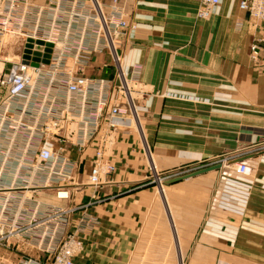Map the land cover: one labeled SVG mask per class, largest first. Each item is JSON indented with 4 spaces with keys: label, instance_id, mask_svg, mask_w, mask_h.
I'll use <instances>...</instances> for the list:
<instances>
[{
    "label": "crops",
    "instance_id": "0c3cea01",
    "mask_svg": "<svg viewBox=\"0 0 264 264\" xmlns=\"http://www.w3.org/2000/svg\"><path fill=\"white\" fill-rule=\"evenodd\" d=\"M101 1L108 10L111 0ZM241 1L220 0L208 18H201L200 0H122L128 19L137 25L120 37L119 52L126 76L143 90L136 98L140 126L120 100L126 124L105 150L115 171L95 190L88 177L98 138L79 151L70 133L76 124L66 121V141L52 145L65 146L75 165L70 199L56 197V184L9 188L0 196L10 200V214L24 213L20 219L28 222L37 204L39 209L47 204L75 208L68 231L83 239L84 250L74 264H264V20L241 9ZM30 3L45 7L49 0ZM88 11L78 0H67L64 10L55 11L60 38L66 34L73 40L59 47H93L89 34L95 22ZM14 38L21 47L23 39ZM255 44L257 59L251 49ZM116 71L105 49L91 54L83 73L115 83ZM58 86L49 87L46 105L60 92L55 107L62 110L67 98ZM5 96L1 91L0 103ZM35 98L43 100V95ZM34 107L22 97L15 118L23 108L35 115ZM12 135L8 129L4 143ZM27 138L28 129L19 128L15 147L25 146ZM151 161L161 174L174 177L220 167L160 187L152 182ZM240 162L251 166L249 175L236 172ZM4 171V182L17 176L13 167ZM43 230L1 243L0 264L45 261L44 246L55 242L50 237L41 242Z\"/></svg>",
    "mask_w": 264,
    "mask_h": 264
},
{
    "label": "built area",
    "instance_id": "2783aa9c",
    "mask_svg": "<svg viewBox=\"0 0 264 264\" xmlns=\"http://www.w3.org/2000/svg\"><path fill=\"white\" fill-rule=\"evenodd\" d=\"M121 1L111 0L106 10L101 0H78V4L84 5L89 9L88 14L93 15L90 22L92 20L95 25L91 26L93 32L89 35L94 38V45L89 48L84 44L74 48L59 47L63 41L69 44L73 41L66 34L60 38L59 28L56 26L59 20L55 11L64 10L67 0H49V5L45 7H35L30 0H0V61L1 52L8 43L7 36H19L23 39L19 57L11 61L4 59V67L0 71V92L4 91L6 95L0 103V192L9 188L37 189L56 184V197L60 200L70 199L69 181L73 178L75 165L65 155V146L52 145L53 140L66 141L62 131L65 122L69 120L76 124L70 133H75L76 140L72 143L79 151L98 138L99 144L90 169L88 185L97 190L105 182V178L115 171L105 150L118 128L126 124L121 119L127 110L121 109L120 100L126 101L135 124L140 126L133 92L135 82L126 76L119 52L120 37L136 30L137 25L128 19ZM219 3L220 0H200L198 16L208 18ZM240 8L257 20H264V0H242ZM88 40L89 37L86 41ZM37 41H42V44ZM48 43L53 46L49 63H44ZM105 49L110 52L117 68L115 83L95 80L83 73L91 54ZM251 49L253 58L257 59L259 47L255 44ZM36 53L39 54L38 60H35ZM8 61L11 66L5 72ZM55 85L63 86L67 98L62 110L55 107L60 92L50 94L51 103L46 105L51 92L49 87ZM41 95L43 100L35 98ZM24 96L34 102V108L38 112L34 115L23 108L21 115L25 114L24 117L20 115L15 118L16 102ZM92 108L93 111L88 110ZM25 119L33 120L25 122ZM22 127L28 129L27 142L22 148L15 147V134ZM6 129L13 130L7 144L4 143ZM11 167L15 168L17 176L10 182H4V170ZM148 170L153 178L152 182L160 187L167 180L178 176L161 174L153 161ZM235 170L239 174L249 175L251 166L247 162H240L236 164ZM42 175L44 177L40 178ZM10 203L7 197L0 196V244L42 227L44 230L40 241L50 237L55 243L44 246L49 256L45 261L35 264H74L75 257L84 250L83 239L77 233L68 231L69 213L75 208L64 209L47 204L39 209L37 204L29 214V221L25 222L20 219L24 213L10 214ZM91 220L89 218L85 221L90 223Z\"/></svg>",
    "mask_w": 264,
    "mask_h": 264
},
{
    "label": "rangeland",
    "instance_id": "374dc122",
    "mask_svg": "<svg viewBox=\"0 0 264 264\" xmlns=\"http://www.w3.org/2000/svg\"><path fill=\"white\" fill-rule=\"evenodd\" d=\"M7 40V44H6V48L4 50H2L1 52V61H0V71L2 69V67L4 66V59L8 58L10 60H16L19 57L20 54V46H18L19 44H16V41L18 40L17 38H14L13 36H7L6 37ZM134 98H135V104L137 105V100L136 98L139 96V94L142 92L143 90H141V87H138L136 84L134 86ZM139 114V113H138ZM159 171V170H158ZM157 184V183H156ZM164 184V183H163ZM159 185V184H158ZM80 232V231H79ZM78 232V233H79ZM82 232V231H81Z\"/></svg>",
    "mask_w": 264,
    "mask_h": 264
},
{
    "label": "water",
    "instance_id": "95a60500",
    "mask_svg": "<svg viewBox=\"0 0 264 264\" xmlns=\"http://www.w3.org/2000/svg\"><path fill=\"white\" fill-rule=\"evenodd\" d=\"M30 42L32 41L29 40ZM39 44H42V41H37ZM48 48H47V54L44 56L45 58L43 59V62L44 63H49V58H50V52L52 51V46L53 44L52 43H48L47 44ZM29 47H30V44H29ZM38 56L39 54L36 53V57H35V60H38ZM220 165H216V166H208V167H205V168H202L196 172H193V173H190V174H186V175H183V176H179V177H174V178H171L168 180V182H176V181H179V180H182L183 178H187V177H190V176H193L195 174H201V173H204V172H207L211 169H215V168H219Z\"/></svg>",
    "mask_w": 264,
    "mask_h": 264
}]
</instances>
